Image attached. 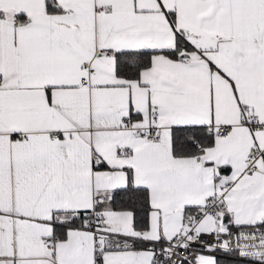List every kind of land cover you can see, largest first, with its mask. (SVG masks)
<instances>
[{
    "label": "snow or ice",
    "instance_id": "snow-or-ice-1",
    "mask_svg": "<svg viewBox=\"0 0 264 264\" xmlns=\"http://www.w3.org/2000/svg\"><path fill=\"white\" fill-rule=\"evenodd\" d=\"M0 264H264V0H0Z\"/></svg>",
    "mask_w": 264,
    "mask_h": 264
}]
</instances>
